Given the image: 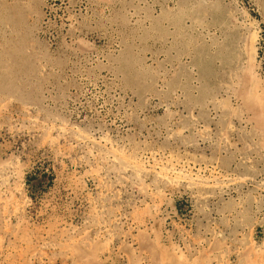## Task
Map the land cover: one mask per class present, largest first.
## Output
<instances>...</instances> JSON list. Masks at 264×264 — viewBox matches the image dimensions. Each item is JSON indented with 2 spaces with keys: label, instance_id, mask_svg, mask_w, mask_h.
I'll use <instances>...</instances> for the list:
<instances>
[{
  "label": "rangeland",
  "instance_id": "rangeland-1",
  "mask_svg": "<svg viewBox=\"0 0 264 264\" xmlns=\"http://www.w3.org/2000/svg\"><path fill=\"white\" fill-rule=\"evenodd\" d=\"M0 264H264V0H0Z\"/></svg>",
  "mask_w": 264,
  "mask_h": 264
}]
</instances>
